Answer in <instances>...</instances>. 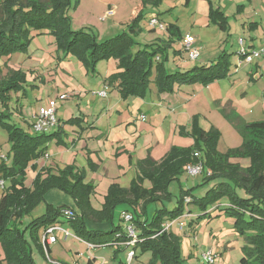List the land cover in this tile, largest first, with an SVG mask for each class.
I'll list each match as a JSON object with an SVG mask.
<instances>
[{
  "label": "trees",
  "instance_id": "trees-1",
  "mask_svg": "<svg viewBox=\"0 0 264 264\" xmlns=\"http://www.w3.org/2000/svg\"><path fill=\"white\" fill-rule=\"evenodd\" d=\"M158 2L142 0L143 4L157 5ZM68 7V0H0V61L12 54L26 53L33 38L47 32L54 38L57 50L78 59L87 73L90 69L94 70L98 61L110 58L116 60L118 71L107 80L110 84L117 83L121 98L143 96L148 90L153 70L152 82L158 92L172 91L175 82H200L207 86L229 76L231 65L229 59L225 58V52L208 65L169 72L165 62L171 44L173 41L181 42L184 36L175 24H164L157 14L152 17L164 24L167 38H158L141 46L134 37L142 31L139 20L144 17V9L128 26L131 33H120L98 42L91 32L71 30ZM210 20L220 28L226 24V17L219 9L210 12ZM148 31L157 30L150 28ZM182 52L181 48L175 52L172 50L174 56ZM2 68L0 64V126L7 132L12 154L9 163L0 162V180L4 181L0 197V246L1 261L5 264H36L32 256V244L40 252L43 250L38 231L41 227L45 229L54 224L60 214L69 223L75 236L89 245L112 244L117 246L115 251L132 247L133 260L137 257L136 248L139 247L142 252L151 253L148 264H185L180 250L181 238L172 229L173 222L177 221L179 228L183 229L181 220L186 218L192 227L193 223L204 217L210 219L215 208L220 214L235 219V229L246 240L249 251L240 264H264V120L237 125L242 137L240 147L220 153L216 148L218 131L213 128L205 131L195 118L191 132L195 139L194 147H174L159 162L151 158L137 161L138 175L130 185L124 188L117 183L111 184L101 208L95 209L90 201L95 186L83 182L81 171L70 165L56 172L50 167L38 168L36 165L35 162L44 157L47 141L58 137L59 133H31L33 117L32 122L26 120V128L11 122L12 96L21 93L23 97L27 86L34 85L28 84V75L22 70L5 66L3 74ZM21 112L20 105L17 116ZM75 120L79 124V118L68 120L67 124H74ZM58 131L61 133V128ZM202 147L204 153L200 152ZM231 158H246L250 162L249 166L243 168L231 163ZM198 163L202 166V182L192 188H181L173 208H168L173 198L169 191L170 184L179 180L186 172V166ZM28 169L36 172L30 186L25 184ZM206 184L209 188L203 195L193 194V188ZM53 189L69 194L76 208L53 209L47 205L45 214L25 221L33 208L44 201V195ZM241 192L243 197L239 196ZM191 204L193 208H190ZM120 205L126 207L119 221L126 223L122 215L129 214L132 219L127 225L137 231L134 245L127 244L131 239L126 229L115 223L114 211ZM65 209L73 215H63ZM89 222L109 224L112 229L105 232V228H89ZM165 225H169L166 230Z\"/></svg>",
  "mask_w": 264,
  "mask_h": 264
},
{
  "label": "rangeland",
  "instance_id": "rangeland-1",
  "mask_svg": "<svg viewBox=\"0 0 264 264\" xmlns=\"http://www.w3.org/2000/svg\"><path fill=\"white\" fill-rule=\"evenodd\" d=\"M68 1L67 15L70 19L71 30L83 29L91 32L96 36L98 42L108 40L120 33H131L128 26L139 14V11L129 22L126 20L135 8L140 6L139 10L144 9V17L139 20L142 31L134 37L136 42L143 43L148 40L147 36L150 35V31H148L149 19L157 14L164 24H175L184 37L189 34L195 38L196 46H201V54L197 60H189L187 53L183 50L184 59L178 57L175 60L172 50L175 52V50L180 49V42L173 41L168 60L165 62L168 71L170 70L172 73L180 69H182L180 71H186L195 65L213 63L217 61L219 55L225 52L227 55L225 58L230 61V71H234V73L232 72L225 80L209 85L207 88L200 82H175L172 91L158 92L155 88V92L152 90V87H155L152 82L153 70V73L150 74V89L148 87L143 96L120 98L119 92L114 90V83L110 84L107 80L108 77H104L106 71L109 72L112 68H116L113 63L114 59L98 61L94 65V70L90 69L87 73L78 59L72 55L66 56L63 51L57 50L52 35H38L31 41L26 53H18L12 56L11 66H14V62L17 63L16 60L20 59L21 62L27 56L20 63L21 69L25 72L27 68H33L30 69L33 72L32 75H28V81L31 82V76H33L36 85L35 87L27 86L23 97L21 93L14 95L10 103V112H13L10 118L11 122L18 124L19 120L16 117H18L17 111L20 105L24 118L32 122V117L40 108H45L50 101H54L56 120L57 118L67 119L65 121L67 123L68 120L79 118V124L75 120L77 127H81V125L94 126V129L98 130L91 129L92 134L101 132L102 141L107 136L110 139L113 138L110 136L119 134L125 139V143H139V147L144 149L141 153L135 152L134 157L138 155L145 157L148 152L152 151L153 155L158 158L162 155L165 157L174 147H194L195 139L191 132L195 118H197L199 126L205 131H209L211 128L218 131L219 137L216 148L220 153H225L229 149H236L240 147L242 142L238 127L233 123L234 118L230 114L234 113L240 118L243 116L245 122L264 120V76L254 82L247 76L249 65L238 66L239 61L242 60L238 52L240 49L239 39L241 38L248 43L251 37H255V44H258V39L264 38V0H159L157 5L143 4L142 0ZM109 4L112 6H108ZM216 9L221 10L226 17L224 28H220L217 23L210 20V12ZM117 24L122 29L113 32L110 27L114 28ZM155 33L166 36L165 31L157 30ZM260 45L256 46L257 50L264 47L263 45V47H259ZM35 48L38 49L39 53H43V57L36 60L28 59V55H31ZM52 51L54 54L56 53L57 57H52ZM206 55L208 57H205ZM169 61L174 67L170 66ZM80 66L86 74L79 68ZM2 69L4 74L6 68L3 66ZM51 72L53 75L49 76ZM41 78H43L42 82L40 81ZM108 86L111 87L110 90H107ZM244 92H246L245 95ZM212 94L222 96L223 107L220 106V99L215 102L209 99L210 96L212 98ZM60 95H65V98L61 99ZM171 95L174 97L173 102L166 99L162 103V97ZM161 105L164 106L161 108L162 111L157 107ZM84 116L88 119L85 120ZM148 125H150L148 128L150 131L152 127L155 129L146 134L147 128L144 126ZM66 126L72 125L69 123ZM67 129L69 130V127ZM0 132L7 136L6 130L1 126ZM81 142L78 138L75 141L72 138L65 141L68 144ZM3 143L0 149L1 159L9 163L12 160L10 144L8 139ZM151 143L153 144L148 149L147 144ZM200 152L204 153L203 147ZM45 155L47 153L44 154V157ZM63 159L70 160L69 163L71 164L68 165L73 166L76 170H83L81 172L84 176V183L98 186L97 190L94 191L95 193L90 197L91 204L93 203L92 199H97L99 194H104L103 191L106 190L109 180L106 176L102 177L101 172L103 170L95 172L79 168L85 166V161H81V158L75 155L70 159L68 156H63L61 160ZM51 161L55 163L52 159L48 163L50 164ZM136 161L134 159V164L131 163L125 167L124 174L115 178L113 182L121 187H128L138 175ZM230 162L239 164L243 168L249 166L250 163L246 158H231ZM64 166V163H61V167ZM35 174L34 170H27L26 185H31ZM114 174L116 175L117 172L109 169V178ZM201 182V174L191 176L187 172L183 173L178 181H173L169 186L173 198L168 203V208H173L181 188H192ZM147 184L148 182L145 183V185ZM208 188L209 185L206 184L193 188L192 192L195 196H200ZM239 196L243 197V192L239 193ZM47 205H51L53 209L60 207L76 208L74 200L69 194L62 190L53 189L44 195V201L33 208L25 221L45 214ZM189 206L190 208L194 207L193 204ZM220 206L224 207V205ZM124 207L126 206L120 205L115 209L114 220L116 225L119 224L126 229L127 223L119 221ZM219 212L215 208L210 219L204 217L201 221L193 223L192 227L188 224L189 219L184 218L180 225L184 226L183 229L179 228L177 221L173 222L172 229L181 238L180 250L185 259V264H204L202 253L206 250H210L214 255L213 264H240V260L249 251L243 235L235 229V219ZM60 216L61 214L58 215L55 223H58L63 231L69 235L65 237L63 232H56L57 241L49 246L46 245L45 248L42 238L46 228L41 227L38 235L43 250L40 252L32 244V256L36 264H50L51 260L64 264H90V258L94 264H127L126 254L132 250V247H126L121 251H115L117 246L112 244L90 248L86 242L75 236L69 223ZM87 224L89 228H105L103 229L105 232L112 229L109 224H93L91 222ZM134 232L137 234V231L134 230ZM136 254L137 257L134 258L132 264H148L150 262L151 253L149 251L142 252L137 247ZM1 260L0 264H5Z\"/></svg>",
  "mask_w": 264,
  "mask_h": 264
},
{
  "label": "crops",
  "instance_id": "crops-1",
  "mask_svg": "<svg viewBox=\"0 0 264 264\" xmlns=\"http://www.w3.org/2000/svg\"><path fill=\"white\" fill-rule=\"evenodd\" d=\"M108 6H112V5L109 4ZM139 7L140 6H138L137 8H135V10L132 12V14L128 16V18H127L126 21L129 22L133 17H135L137 15V12L138 11L140 12L142 10V9L139 10ZM114 13H115V11H114ZM110 29H112L113 32H115V31H118V30H120L122 28L119 27L118 24H117V25H115L114 28H112V26H111ZM149 29L150 28L148 27V30ZM44 35H48V33L46 32L45 34H41V36H44ZM182 36H183V34H182ZM158 38H167V33H166V36H165V35H157L155 32H150V35L147 36V39L148 40H146V42L139 43V44L140 45H145V44L154 42ZM33 39H35V38H33ZM255 39H256L255 37H251V39H250V41L248 43L247 42H244L241 38L239 39V41L242 40L243 41V45L246 48H248L249 51H252V50H257V47H256L257 45H260L261 44L259 47H263L264 46V38H259L258 39V41H259L258 44H255V41H256ZM200 47L201 46H199V48ZM203 47H204V43H203ZM177 50H179V49H177ZM200 52H201V50H200ZM16 54H18V53H16ZM13 55L14 54H12L10 57L3 58L0 61V64L3 65L4 67L5 66L6 67L8 66L9 68H12V69H20V70H22L20 63L22 61H24L27 58V56L24 57V59L21 62H20V59L16 60L17 63L15 64V62H14V66H11L10 63L13 60V58H12ZM183 56H184L183 54H178L176 56H173V59L176 60L178 57L180 59H184ZM41 57H43V53H39L37 48H35L33 50V52H32L31 55H28V59H33V60L39 59ZM52 57H57L56 56V53L54 54L53 51H52ZM205 57H208V56L206 55ZM201 58H202V55H201ZM113 63L115 64V67L116 68H112L109 72L106 71L104 77L107 78L110 75H112V74H114V73H116L118 71L117 70V61L114 60ZM169 63H170V61H169ZM208 63L209 62L200 64V65H208ZM244 65H249V70L247 71V76H249L250 79H252L254 82L255 81L257 82L258 80H260L261 77L264 76V57L254 58L249 63L242 62L238 66H244ZM170 66L171 67H174L172 65V63H170ZM79 68L84 71V69L81 66ZM30 69H33V68H27L26 71L24 70L25 73H27V75H32V72L33 71L30 70ZM180 70H182V69H180ZM180 70H177V71H180ZM169 72L172 73V71H170V70H169ZM232 72L234 73V71H232ZM232 72L230 71L229 72V75H231ZM84 73H85V71H84ZM52 75H53V72L49 73V76H52ZM51 80H52V78H51ZM34 81H35V78L33 76H31V82L29 80L28 84L31 85V86L34 85L33 87H35L36 84H34ZM40 81L42 82L43 81V78H41ZM221 81H223V80L212 82V83L208 84L207 86L212 85V84H214L216 82L219 83ZM113 85H114V88H115L114 90H116L118 92L117 87H116L117 86V83H114ZM207 86H205V87L207 88ZM105 87H107V85H105ZM108 89L110 90L111 87L108 86L107 90ZM149 89H150V87H149ZM152 90H155V92H156L155 87H152ZM175 92L176 93H180L179 91H175ZM243 94L245 95L246 92H244ZM225 95H226V93H225ZM194 96L196 97V95H194ZM263 97H264V95H263ZM12 98H14V95L12 96ZM166 99L170 100L171 102L174 101V97L172 95L171 96H168V97H165L164 96L161 99L162 100V103ZM209 99H211V101H214V102L216 100L220 99L221 100L220 106L223 107V101H222L223 98H222L221 95L217 96V95H213L212 94V98L210 96ZM213 99H215V100H213ZM263 100H264V98H263ZM157 107H158L159 110H161V108H164V106H162V105L161 106H157ZM230 115L234 118L233 119V123L236 126L237 125L239 126L240 124L252 122V121H249V122L246 121L245 122V120L243 119V116H241L242 118H240L238 115H236L234 113H232ZM84 118H85V120L88 119V117H86V116H84ZM16 119L19 120L20 124H19V122H18V124L22 128L23 127L26 128V125H27L26 124V118H24V115L22 114V112H21V115H18V117H16ZM66 120L67 119L61 120V119H58L57 118L58 125H56L54 128L49 129L45 133V134H48V135L49 134L50 135H53L55 133H59L58 134L59 136L58 137H52L51 139H49L47 141V144H46V152L45 153H47V155H48L47 157L48 158L46 159L45 157H42V158L38 159L35 162L36 165L38 166V168H41V167H50V168L53 169V171L56 172L58 169H62L64 167L68 166V164H71V163H69L70 160L68 161V159L61 160V158L63 156L64 157L65 156H68L69 159H70V157H72L73 155H75V156L80 157L81 158V161L82 160L85 161V166L86 167L85 166H81V167L78 166L79 168H81V169L84 168V169H88L89 171H95V172H99V171L103 170L101 172L102 173V177L103 176H106L107 179L109 180V184L107 185V188H108L111 184L114 183L113 180L115 178H119L120 175H123L124 174L123 172H124L125 167H127L131 163L134 164V159L137 160V161H139V160H143L145 158H151L153 161L159 162V161H161V159L164 158V157H162L163 155L162 156H159L158 158L155 157L153 155V152L152 151L151 152H148L147 153V156H145V157H142V155H140L141 157H139V155L134 157L135 152L141 153V152L144 151L143 148L139 147V143H125V139L122 136H120L119 134H114L113 136H110V137H113V138H110V139H109V136H107L102 141L101 140V137H102L101 132L98 133V134H95V135L92 134V130H98V129H94L95 128L94 126L87 127L86 125H83V126L81 125V127H79V126L77 127V125L75 123L74 124H71L72 126H66V124H67V123L65 124V121ZM255 121H253V122H255ZM258 121H262V120H258ZM73 125H76V126H73ZM68 127H69V130L67 129ZM144 127L147 128L146 134L149 133V132H151V131H153V129H155V128L152 127V130L150 131L148 129V128H150V125L144 126ZM59 128H61V130H62L61 133L58 131ZM88 129H90V130L88 131ZM109 132H111V131H109ZM171 132H172V130H171ZM31 133L36 134L32 130V128H31ZM71 138L74 141L78 138L82 142L81 143H70V144L65 143L66 139L69 140ZM108 139H109V141H108ZM4 141H7V136L0 132V149H1L2 145L4 144L3 143ZM58 141H60V143ZM105 141H107L108 143L105 142ZM152 144L153 143L147 144L148 145L147 146L148 149H149V147ZM179 144H181V143H179ZM1 157H2V155H0V162L2 161ZM51 159L53 161H55V163H52V161H51V163L49 164L48 161H50ZM45 160H47V161H45ZM58 163H60V166H58ZM61 163H64L65 166L64 167H61ZM108 165H109V167H108ZM135 165H136V163H135ZM114 167H115V169H114ZM109 169L111 171L112 170L113 171H116L117 174L116 175L114 174L111 178H109V176H108L109 175ZM81 171H83V170H81ZM97 187L98 186L95 187V190H97ZM107 188H106L105 191H103V193H104L103 195L102 194H99L98 195L99 197H97V199H92L93 200V203H92L93 208H95V209H100L101 208V205L104 202L103 197L106 194ZM2 193H3V190L0 189V197H1ZM1 258H2V249L0 248V259ZM89 263L90 264H94V262H92V259L91 258L89 259Z\"/></svg>",
  "mask_w": 264,
  "mask_h": 264
},
{
  "label": "built area",
  "instance_id": "built-area-1",
  "mask_svg": "<svg viewBox=\"0 0 264 264\" xmlns=\"http://www.w3.org/2000/svg\"><path fill=\"white\" fill-rule=\"evenodd\" d=\"M148 26L151 29L164 31V24L160 22L156 17H151L148 22ZM240 49H239V55L241 56L242 60L239 61L238 65H240L242 62L249 63L254 58H260L264 57V48L260 50H252L249 51L248 48H246L243 45V41H239ZM180 48L187 53L189 60H197L200 55V48L196 46L195 38L187 34L183 40L180 42ZM61 99L65 98V95H60ZM56 104L54 101H50L48 106L45 108H40L39 111L33 116V123H32V129L35 133H45L49 129L54 128L58 122L55 118V109ZM47 155H45L46 157ZM186 172L190 174L191 176H197L202 172V166L200 163L195 165H188L186 166ZM4 188V181L0 180V189L3 190ZM188 201V199H186ZM62 214L65 216H72V212L68 209H65L62 211ZM124 221L126 223L130 222L132 219L129 214H123L122 215ZM169 227V225H165V230ZM63 232L65 237H67L69 234L66 231H63L61 226L58 223H54L53 225L47 227L43 232V246L51 245L57 241L56 232ZM126 231L130 237V241L127 243L128 245H134L136 242V233L133 231L132 227L130 225H127ZM90 248H94L95 246L89 245ZM202 259L204 263L206 264H213L214 263V255L210 250H206L202 253ZM133 260V252H128L126 256V262L127 264H132ZM51 264H57L58 262H55L51 260L49 262Z\"/></svg>",
  "mask_w": 264,
  "mask_h": 264
}]
</instances>
